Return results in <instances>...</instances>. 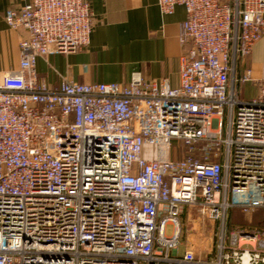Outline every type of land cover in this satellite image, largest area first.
<instances>
[{
	"label": "built area",
	"instance_id": "1",
	"mask_svg": "<svg viewBox=\"0 0 264 264\" xmlns=\"http://www.w3.org/2000/svg\"><path fill=\"white\" fill-rule=\"evenodd\" d=\"M158 6L187 17L178 87L136 72L53 90L36 61L89 47L90 4L28 0L0 13L28 35L20 69L0 79V264H264V233L227 223L264 208V79L238 73L264 37V0ZM249 83L258 95L244 101ZM189 207L219 227L204 259L179 254Z\"/></svg>",
	"mask_w": 264,
	"mask_h": 264
},
{
	"label": "crops",
	"instance_id": "2",
	"mask_svg": "<svg viewBox=\"0 0 264 264\" xmlns=\"http://www.w3.org/2000/svg\"><path fill=\"white\" fill-rule=\"evenodd\" d=\"M0 0V13L22 6ZM90 4L94 26L89 47L70 55H51L48 63L37 60V81L58 89L63 79L79 84H127L136 72L147 81L169 80L178 87L181 25L186 20L183 8L173 16L162 15L158 0H84ZM24 30L9 29L0 17V79L20 69V42ZM250 70L255 81L264 79V37L239 66V75ZM258 95L254 84L240 88V96L250 101Z\"/></svg>",
	"mask_w": 264,
	"mask_h": 264
},
{
	"label": "rangeland",
	"instance_id": "3",
	"mask_svg": "<svg viewBox=\"0 0 264 264\" xmlns=\"http://www.w3.org/2000/svg\"><path fill=\"white\" fill-rule=\"evenodd\" d=\"M179 154L176 159L182 158L181 152ZM180 221L183 231L182 245L179 248L180 256L185 248L193 250L198 257L203 259L214 254L218 242L219 227L216 222L210 219L208 213L203 214L201 207H189L180 217ZM227 223L234 226V229L232 228L234 231L264 233V208L252 213L235 210L228 215ZM172 233L173 227L167 226V234L171 235Z\"/></svg>",
	"mask_w": 264,
	"mask_h": 264
},
{
	"label": "trees",
	"instance_id": "4",
	"mask_svg": "<svg viewBox=\"0 0 264 264\" xmlns=\"http://www.w3.org/2000/svg\"><path fill=\"white\" fill-rule=\"evenodd\" d=\"M234 229V226H231L230 224H228V232H231V231H233V229Z\"/></svg>",
	"mask_w": 264,
	"mask_h": 264
}]
</instances>
